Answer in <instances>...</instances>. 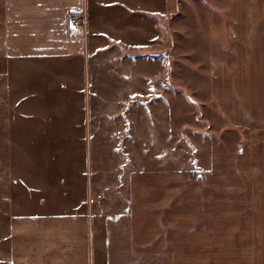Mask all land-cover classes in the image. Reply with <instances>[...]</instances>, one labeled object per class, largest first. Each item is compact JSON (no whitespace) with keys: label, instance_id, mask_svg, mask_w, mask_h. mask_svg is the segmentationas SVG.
Segmentation results:
<instances>
[{"label":"crops","instance_id":"0c3cea01","mask_svg":"<svg viewBox=\"0 0 264 264\" xmlns=\"http://www.w3.org/2000/svg\"><path fill=\"white\" fill-rule=\"evenodd\" d=\"M100 1L0 0V81L22 115L7 140L24 154L15 200L0 208V264H264V0H226L225 23L204 32L215 129L189 136L181 165L161 0ZM84 77H104L101 127L115 124L93 141ZM145 77L167 85L150 90ZM146 109L167 121L146 124L169 155L152 167ZM120 137L139 166L113 155Z\"/></svg>","mask_w":264,"mask_h":264},{"label":"rangeland","instance_id":"374dc122","mask_svg":"<svg viewBox=\"0 0 264 264\" xmlns=\"http://www.w3.org/2000/svg\"><path fill=\"white\" fill-rule=\"evenodd\" d=\"M109 1L112 0H101L100 2ZM132 4H134V2H132ZM166 4L165 0H161L159 4L161 27L166 25L165 28H161L160 37L161 41L166 45L169 43L170 55L171 48H174V55L172 56L175 59V77H169L170 89L174 90V96L170 97V110L174 108L175 111V121L173 123L175 128L176 164L181 165L184 164L187 154L192 151L191 149H195V147L192 146L189 136H192L191 134L194 132L211 133V131L215 129V125L212 124L215 120L213 108L206 94L208 77L206 55L207 35L204 32L208 29L210 22L216 21V16H218L217 23L219 19L225 23L227 2L226 0H172L173 9L169 12ZM131 6L134 7V5ZM167 27L169 28V33L167 32ZM145 79H147L148 84H150V90H154L156 86L159 85H167V79L165 82H160L158 77H145ZM4 81H0V208L3 207L5 209L3 211L6 212V208L9 207L8 204L13 203L17 195L16 191H14L15 182L20 181V175L18 173V167L20 165L17 157L22 158L24 154L21 146L10 145L7 140L8 138L17 137L15 131L18 129L13 130V127H18V124L14 126L13 120L17 119V116L20 117L22 115H14L9 108L10 99L7 93H5ZM103 81L104 77H84L83 94L86 95V106L83 107V110L86 111L84 120L86 121V125H88L87 137L92 141L95 140V138L102 137L101 135H109V133L114 134L112 132L114 129L111 130V128L114 127L115 124L111 125L109 128H106V126L101 127L103 123L107 121L106 115L102 112L104 111V99L103 97L100 98L99 94L101 96L102 94L101 91L98 90L102 85L104 86ZM148 84H145V86H148ZM96 86L97 90L95 91L94 89ZM95 102L100 108L93 110ZM160 107L164 108L163 104ZM154 117H160L159 119L161 122L158 126L159 129H162L167 124V121L163 120V114L156 112L155 115L151 113V109L145 110V131L148 134L144 140V166L149 167H152L153 164L157 165L156 162L150 161L154 159L153 155H155V153L156 155L157 153L164 154V157H157V159H166L169 157V155H166L167 148L161 151V146L164 145V142L162 138H158L159 129L153 130L152 128L149 129L147 126V121L151 123L156 121H154ZM172 117L173 116H170V122ZM22 121L20 122L21 127ZM170 124H172V122ZM17 132L21 133V131ZM225 134L226 131L222 134L213 133L220 141ZM242 139L244 144L246 139L244 136ZM114 140L117 142V137H115ZM118 146L116 154L113 155L117 158H119L120 155L122 156L120 160L121 166L125 167L127 163V166L134 164L139 166V157L138 161L135 160L136 162L134 163L130 161L132 156H126V151H123L124 148L122 147L121 137L118 140ZM129 148L131 149V147ZM132 148L134 149V147ZM14 160H16L15 163L13 162ZM110 166H117V162L115 160L112 161ZM101 168L105 169L107 167L102 166ZM4 218V215L0 212V226H2L3 230Z\"/></svg>","mask_w":264,"mask_h":264},{"label":"built area","instance_id":"2783aa9c","mask_svg":"<svg viewBox=\"0 0 264 264\" xmlns=\"http://www.w3.org/2000/svg\"><path fill=\"white\" fill-rule=\"evenodd\" d=\"M70 20L73 22V23H76V22H80L76 16H71ZM83 22H85L84 19H82Z\"/></svg>","mask_w":264,"mask_h":264}]
</instances>
